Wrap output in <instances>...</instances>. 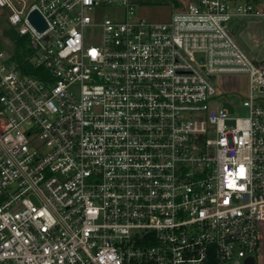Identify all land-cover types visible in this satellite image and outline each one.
<instances>
[{"label":"built area","instance_id":"2783aa9c","mask_svg":"<svg viewBox=\"0 0 264 264\" xmlns=\"http://www.w3.org/2000/svg\"><path fill=\"white\" fill-rule=\"evenodd\" d=\"M105 5L122 18L94 20ZM2 10L37 73L0 27V264L264 263V55L230 25L264 0H187L162 22L136 0Z\"/></svg>","mask_w":264,"mask_h":264},{"label":"rangeland","instance_id":"374dc122","mask_svg":"<svg viewBox=\"0 0 264 264\" xmlns=\"http://www.w3.org/2000/svg\"><path fill=\"white\" fill-rule=\"evenodd\" d=\"M36 0H26V2H32ZM187 1V0H182ZM137 16L146 18L149 21L162 22L170 19L172 13L176 10V7L171 0H136ZM5 11H0V27L4 28L9 25L4 15ZM123 10L121 7L114 5H105L100 9H96L92 12L94 20L101 21L105 16H114L116 18H122ZM231 27L234 29L237 41L246 49L247 52L253 53L258 51L260 57L264 55V20L248 21L247 24L240 23L238 21H231ZM247 30L251 38H253L254 45L250 47L244 38L241 36V32ZM102 37V31L100 28H91L89 31V43H98ZM6 50H8L6 48ZM248 93V78L242 76V88L240 93L223 94L224 100H236V105L233 106L230 103H225V106L229 108L233 116H246L248 115V108L242 104L241 95H247ZM264 253V250H262ZM261 261L264 262V254H262Z\"/></svg>","mask_w":264,"mask_h":264},{"label":"trees","instance_id":"16d2710c","mask_svg":"<svg viewBox=\"0 0 264 264\" xmlns=\"http://www.w3.org/2000/svg\"><path fill=\"white\" fill-rule=\"evenodd\" d=\"M171 3H173L176 8L183 6V2L181 0H171ZM3 33L15 43L16 53L14 58L23 67L24 72L32 71V73L36 74L37 71L34 70V68H32V64L26 60V57L30 54V48L26 46L28 39L19 35L10 24L3 28Z\"/></svg>","mask_w":264,"mask_h":264},{"label":"water","instance_id":"95a60500","mask_svg":"<svg viewBox=\"0 0 264 264\" xmlns=\"http://www.w3.org/2000/svg\"><path fill=\"white\" fill-rule=\"evenodd\" d=\"M30 20L33 24L40 30H43L46 27V22L37 10H33L29 15ZM241 36L245 39L247 44L251 45L252 42L248 39L247 33L243 32ZM213 78V77H212ZM246 264H264L261 262H256L254 256H250L246 259Z\"/></svg>","mask_w":264,"mask_h":264}]
</instances>
